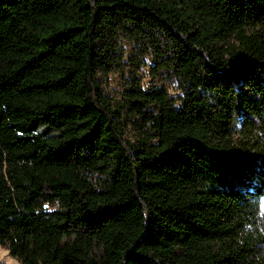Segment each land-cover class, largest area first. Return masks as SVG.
<instances>
[{
  "label": "trees",
  "instance_id": "16d2710c",
  "mask_svg": "<svg viewBox=\"0 0 264 264\" xmlns=\"http://www.w3.org/2000/svg\"><path fill=\"white\" fill-rule=\"evenodd\" d=\"M120 30L179 102L111 103L96 74ZM262 134L264 0H0V246L19 264H264Z\"/></svg>",
  "mask_w": 264,
  "mask_h": 264
},
{
  "label": "rangeland",
  "instance_id": "374dc122",
  "mask_svg": "<svg viewBox=\"0 0 264 264\" xmlns=\"http://www.w3.org/2000/svg\"><path fill=\"white\" fill-rule=\"evenodd\" d=\"M157 52L145 40L136 34L120 30L112 43L111 65L107 72H98L102 92L112 104L124 103L125 93L131 88L143 90L163 89L174 103L179 102L185 89L181 78L176 77L167 68H160ZM127 116L128 110L122 109ZM133 116L125 127V136L133 139L137 135ZM0 264H19L7 249L0 246Z\"/></svg>",
  "mask_w": 264,
  "mask_h": 264
},
{
  "label": "clouds",
  "instance_id": "9594fccd",
  "mask_svg": "<svg viewBox=\"0 0 264 264\" xmlns=\"http://www.w3.org/2000/svg\"><path fill=\"white\" fill-rule=\"evenodd\" d=\"M262 135H264V134H262ZM257 215H259V212L257 213ZM262 232H264V230H262Z\"/></svg>",
  "mask_w": 264,
  "mask_h": 264
}]
</instances>
